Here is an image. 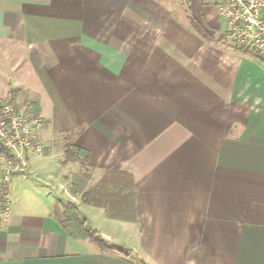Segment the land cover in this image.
<instances>
[{
  "label": "crops",
  "instance_id": "crops-1",
  "mask_svg": "<svg viewBox=\"0 0 264 264\" xmlns=\"http://www.w3.org/2000/svg\"><path fill=\"white\" fill-rule=\"evenodd\" d=\"M210 4L0 0V97L80 162L31 159L0 264H264V66L219 46ZM69 202L123 254L76 237Z\"/></svg>",
  "mask_w": 264,
  "mask_h": 264
},
{
  "label": "built area",
  "instance_id": "built-area-1",
  "mask_svg": "<svg viewBox=\"0 0 264 264\" xmlns=\"http://www.w3.org/2000/svg\"><path fill=\"white\" fill-rule=\"evenodd\" d=\"M217 9L223 36L219 43L264 66V0H208ZM34 105L22 95L0 99V228L12 218L17 181L31 175V159L43 157L45 140L37 131Z\"/></svg>",
  "mask_w": 264,
  "mask_h": 264
},
{
  "label": "rangeland",
  "instance_id": "rangeland-1",
  "mask_svg": "<svg viewBox=\"0 0 264 264\" xmlns=\"http://www.w3.org/2000/svg\"><path fill=\"white\" fill-rule=\"evenodd\" d=\"M212 5V4H210ZM204 29V28H203ZM202 31V30H201ZM205 31V29H204ZM203 32V31H202ZM221 48H223L224 50H227V48L219 45ZM13 94V93H11ZM16 94H13V96H15ZM7 96L5 97H0V99H6ZM24 99V98H23ZM25 102H27L28 100L24 99ZM34 105V104H33ZM39 124V123H38ZM43 130V131H42ZM46 130V127L41 126L39 128L40 133L43 135L41 136L44 140H45V154L51 153V155L54 156H47L46 157H36L33 158L32 160V164H33V168H37L38 166H41L42 169H40L37 172V176L38 177H43L44 179H54V178H49L48 176V172H50L51 174H53L54 176H57L62 169H65L67 171L68 167L72 164H75V166H78V164H80L78 158H77V152H76V147L72 144L73 141V135L71 133H65V134H55V135H50ZM67 144H68V148L70 150V152L72 154L67 155ZM44 154V155H45ZM74 172H69V175L72 177L71 179H75L76 176L74 174H72ZM59 176V175H58ZM28 181H31V179ZM74 182H76L77 180H73ZM53 182H55V185H57V187H59V189H61V191L63 193H68V191L70 192V190H72V188L67 189L66 186H60L56 181L53 180ZM62 187V188H61ZM15 196V194H14Z\"/></svg>",
  "mask_w": 264,
  "mask_h": 264
},
{
  "label": "trees",
  "instance_id": "trees-1",
  "mask_svg": "<svg viewBox=\"0 0 264 264\" xmlns=\"http://www.w3.org/2000/svg\"><path fill=\"white\" fill-rule=\"evenodd\" d=\"M67 133L69 134L70 132H67ZM66 147H67V151H66L67 155L70 156V154H72V153L70 152V150L68 148V144ZM71 188H72V190H71L72 193H77L79 191L78 182L77 181L74 182L73 187H71ZM66 208H67V213H68V211H69V213L70 212L72 213L73 220L71 221L72 222L71 225L73 224V229H74L73 234L76 237L84 235L86 237H89L91 240H93L96 244L101 246L103 249H109V250L116 251V252L123 254V251L120 248L109 244V242H107L101 236L99 231L93 229V227L88 223L86 218L83 217V215L81 214L80 210L78 209V207L75 203L69 202L66 205Z\"/></svg>",
  "mask_w": 264,
  "mask_h": 264
}]
</instances>
